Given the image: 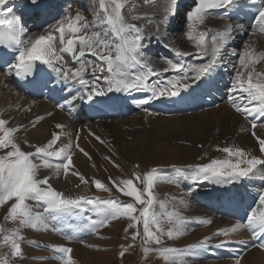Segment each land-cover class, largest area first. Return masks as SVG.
I'll return each instance as SVG.
<instances>
[{
	"label": "snow or ice",
	"instance_id": "snow-or-ice-1",
	"mask_svg": "<svg viewBox=\"0 0 264 264\" xmlns=\"http://www.w3.org/2000/svg\"><path fill=\"white\" fill-rule=\"evenodd\" d=\"M249 2L256 6V20L264 31V0ZM38 3L39 0H27V4L33 7ZM143 3L151 5L153 0H143ZM175 3L176 0H164L165 18L168 13L174 14ZM138 6L132 3V0H98V8L93 7L94 22L89 23L79 12L74 17L65 15L50 26L51 30L33 37L24 27L22 17L15 14V6H8V0H0V66H6V75L14 76L27 84L49 88V91L55 90L51 73L65 85H79L83 94L73 97L72 101L79 98L93 104L96 98L107 96L109 93L135 92L145 94L134 101L143 106L157 99L179 97L193 86L208 82L221 68L224 50L234 39L233 34L243 31L242 25L231 23L225 24L220 30L201 28L213 10H243L242 0H195L194 7L186 14V37L193 43L194 51L185 52L170 44H164V47L173 53V58L161 57L167 65L161 70L153 65L144 51L145 41L151 37L147 35L144 27L129 22L124 14L127 9L131 21L143 19L151 23V19L145 15L132 14ZM221 18L228 17L225 15ZM94 28L100 30L93 31ZM156 28L159 31V25ZM65 53L70 55L77 67L73 68L67 64ZM89 56L92 58H86ZM189 56L203 62L189 63L185 59ZM261 61H264V51L256 53L246 44L239 55L240 69L235 71L233 79L227 85L228 102L236 113L251 120L252 129H255L258 123L264 126V72H259L254 67ZM50 85L52 86L49 87ZM72 101L66 100V103ZM58 107L63 109L64 105ZM39 119L43 117H37V120ZM8 124V120L0 118V150H6L0 155V206L12 201L5 219L10 218L17 227L11 230V234L0 228V231L5 233L0 237V243L10 246L12 257L22 258L21 230L24 228L51 229L60 232L69 241L76 239L74 233L66 234L56 226L59 221L72 216H81L83 223L80 230L91 233H98L99 229L107 226L112 220L127 218L128 226L125 231L132 230L130 239L135 242L139 237L143 251L156 253L165 264H181L182 257L208 247L207 242L210 239L229 237L232 233L245 229L251 233L254 240L260 241L254 246L264 248V188L259 190L256 205L248 210L244 220L228 228L218 229L213 236H206L185 249L167 247L163 245V238L181 237L192 221L187 220L178 210H165L164 202H159V211L156 210L157 201L153 188L162 180L170 183L178 181L162 176L159 169L133 173L132 178L121 179L119 182L109 178L118 192L132 198L135 203L83 194L66 195L49 183L50 177L40 178V169H52L57 176L61 171L67 175L74 167L73 148L91 159L89 154L80 148L78 143L74 145L71 140L62 147L54 148L61 135L56 132L52 133L46 144L32 146L34 151L26 152L22 150L14 135L23 126L9 127ZM55 127L62 129L64 125L57 124ZM251 135L256 140L259 156L243 148L226 146L218 148V151L226 154L225 159H211L210 162L198 165L187 173L177 171H181L184 180L195 185L203 182L232 185L251 180L258 170L264 168V138L258 136L255 131H252ZM96 139L103 143L100 137ZM112 163L119 167L114 161ZM135 167L139 168V165ZM72 174L78 176L82 184L88 183L82 174ZM261 179L264 180V176ZM92 183L97 191H112V188L99 179H94ZM137 184L143 187L140 188ZM30 201L34 203L30 204ZM179 203L183 205L184 201L180 200ZM137 204L142 207L138 208ZM37 207H41L42 211L35 210ZM85 212L93 215L83 216ZM195 222L206 225L210 224L211 220L197 218ZM165 224L170 227L165 229ZM230 243H233L230 239L220 240L215 246L227 248ZM236 243L247 244L248 241L240 240ZM131 247H134V243L122 246L121 257ZM51 248L57 254L55 258L62 264H75L71 255L72 248L65 245H52ZM0 264H8V261L4 260ZM236 264H239V255Z\"/></svg>",
	"mask_w": 264,
	"mask_h": 264
},
{
	"label": "bare ground",
	"instance_id": "bare-ground-1",
	"mask_svg": "<svg viewBox=\"0 0 264 264\" xmlns=\"http://www.w3.org/2000/svg\"><path fill=\"white\" fill-rule=\"evenodd\" d=\"M14 1L18 2L19 0H13V2ZM87 1L90 13L94 14V12L91 11L90 4L92 5V7H96V4L93 0ZM13 2L11 5H13ZM79 3H82L84 7H87L86 4H83V0H80ZM132 3L135 4V2ZM193 3L195 4V0L193 1ZM152 4L153 5H151L150 8L146 9L147 11H138L137 8H135L132 14L145 15L151 19V24H159V26L162 27V23L168 19V14L166 18L164 17V0H153ZM189 8L191 9L192 5H190ZM150 11L151 14L149 15ZM124 14L126 16L128 14V11ZM182 14L183 11H181V16ZM181 16L179 23H181ZM128 18L130 19V16ZM94 20L95 15L92 18V22H94ZM139 21L145 22L146 20L141 19ZM139 21L131 22L137 23L139 25ZM206 21L210 23L208 19ZM212 24V27H208L207 24H205L203 25L202 29L211 28L213 30H220L226 23L213 22ZM96 29L98 31L100 30V28ZM145 30L148 35L149 29L145 28ZM170 30L171 33L170 35H168L167 38L171 42L170 45L179 48L182 51L183 47L185 46L184 37H181L179 34H176V31H179V27L174 26V22H172ZM166 32L167 30L163 31L164 34H166ZM233 36L234 39L229 42L226 49L224 50V59L221 66L222 70H224L222 71V73L225 74L224 79H209L214 82L212 86H215V90H206L204 87L205 83L202 82L200 86H193V88L188 91V101L193 107V111L199 112L196 115L188 116L187 114H168V112L164 111V108L160 106L159 99L154 100L147 105H137L134 102L135 99L141 98L145 94L134 92L131 94L120 93L126 103V106H122L121 109L127 110L128 108L129 110H134V116L117 122H96L89 118L90 110H88L85 106L86 101H84L83 103L82 100L79 98L72 101L73 97H79L83 94L82 90L77 92L74 91L75 85L67 86L61 84V87L63 88V94L64 96H66V99L61 101V104L66 105L67 108L65 112H61L58 110L59 107H55L49 103L40 102L39 100L31 101L27 98H24L19 93H17V91L9 84L7 78L4 79L2 76H0V118L8 120L9 127H17L20 125L23 126V128L14 135L16 137L17 142L20 144L22 150L26 152L34 151V147L32 146H42L46 144L51 139L52 133L56 132L60 133L61 135L60 140H58L57 145H55L54 148L56 146L62 147L63 144L68 143L69 140H71L74 145L78 143L79 147L83 148L84 151L89 154L91 159L85 157L81 152H79L78 149L73 148L72 155L74 167L70 169L67 175L62 171L64 173L63 180H61L60 178L62 172L59 174V176H57L54 174L52 169H40V178H43L45 176L50 177L49 183L56 190L62 191H65L67 188H69V186L73 184L72 178L78 177L76 175H73V172H78L82 174V170H98L100 168V163L108 165L109 163H111L114 156L124 160L125 158L129 157L128 152L131 151L132 157L135 158L137 156H140L142 152L155 148V145L157 146L158 142L160 144L164 143L163 146L161 145L160 147V150L163 152L168 148L173 149L171 152H176L178 149H181L180 145L172 144L171 141H165L164 137L167 135H171L172 138L182 137L184 139H190L188 141L192 142L193 148L189 147L188 151H190L194 155L183 156L184 158H186L185 164L183 163L181 165H176L177 169H173L171 167V169H169V167H167L165 169L162 168V170H159L162 176L167 177L170 180L178 181V183H174V186H176L175 189L179 188L180 191H183V196L181 197H177L178 194L174 193V191L173 195L167 194L166 197L171 198L173 196L172 198H177L179 201L183 200L187 203H192L194 207H196L195 205L199 204V202H202L210 206V208L212 209L211 212H208L207 215L200 217L201 219H208L211 216L209 218L211 220L210 224L201 225L199 223H195L194 225H189V227L185 229V234L182 235L183 237L188 236L190 231L192 232L193 229H190V226H195L198 229V231H195L198 232V235L199 229H202V234L200 238H193L192 241L176 247L178 249H185L189 245H194L199 241L203 240V238L206 236H213V234L218 229H225L239 222L232 217L225 216L223 208L221 206L223 202L229 201L230 203L235 204L236 206L241 205L239 210V216L245 218L246 213L248 211L243 208L242 202L249 201L250 203H252L253 206H255L257 194L261 188H264V180L261 179V177L264 176V168L258 170L256 176L251 180H245L242 183L232 184V187H230V185H216L214 183H211L212 188L206 191L202 190V187L204 186L205 182L199 185H195L190 183L189 181H186L183 184L181 177L177 174V170H181L186 173V169L191 168V164L193 162L195 163L198 158V160L200 161H204L208 158V156H204V151H206L205 154H207L209 152L207 149H210V146L214 144V141H212L211 139H215L217 141L218 138H222V140L226 142V145L231 144L233 147L235 146L243 148L247 152L253 155H257L255 152L257 150L256 140L251 135V132L255 131L258 136L264 138V126L258 124L255 129H252L251 120L234 111L233 107L227 99L228 88L225 84H223V80L229 84L234 77L235 71L240 69L239 55L244 50L245 45H249L252 49L255 50L256 53H259L261 51H264V41L261 43L262 45H260L258 43L257 38H255L254 36L247 35L245 39H243V37L237 33H234ZM150 42L151 39L145 41L144 51L147 56L151 59L152 63L154 50L155 52H159L161 57H164L166 56V54H169L170 58H173V53L164 47V42H166L165 38L160 39V42H158V45H156L155 49L153 48V45L150 44ZM232 44L237 45L235 47L236 57L231 59L230 61L232 50L231 48L233 47ZM57 46H60L58 40ZM184 51H194V46L191 41H189V44L185 47ZM64 59L65 61H67L68 65L69 62L72 60L70 55H68L67 53L64 54ZM185 59L189 63L203 62L194 56H189ZM261 63L262 62H260L258 65H255L254 67L257 71L264 72V65H261ZM153 65L158 69H164L162 68L163 64L156 65L155 63H153ZM77 66L78 65L72 67L75 68ZM231 66H233V72H229ZM251 67L252 66H250V68ZM219 77H222V75L219 74ZM212 98H214L218 103L215 108L206 109L202 106V104H204L208 99ZM66 100L72 102L66 103ZM150 108L155 109V115L151 113ZM229 111H231L232 113L234 112L233 115L229 114ZM70 112L72 117L67 116V114ZM48 113H51V115H48ZM37 117H43V119L37 120ZM74 120H76V122H74ZM57 124H62L64 125V127L62 129H57L55 127ZM125 126H127L132 132L136 131L134 132L135 141L133 140V142L130 143H127L126 141V144H122L120 137L122 138L123 134L126 133V130L124 128ZM145 126L150 128L149 131H153L154 134L157 133L159 137H162V140L158 138H152L153 140L148 138L146 135L148 133V130L142 128ZM139 130L143 132L146 131V133L144 134ZM110 132L113 133V135L115 136V141L120 145V153L115 150L116 152H118V155L112 151V148L114 147L108 145L107 141H105L107 134ZM213 134L214 136L212 137ZM96 137H100L103 143H101L100 140H97ZM25 141H27V143H25ZM186 144L190 145V143ZM197 144L198 146H202L204 151L202 149H195ZM107 148L112 151V154L108 153L109 150H107ZM217 152V149H215V152L212 155H217ZM224 155L215 156L213 159H225L226 156ZM109 157L111 159H108ZM210 160L211 159H208L207 163L210 162ZM93 166L95 168H92ZM183 205L184 208H187L188 211L190 207L189 204L188 207H186L185 204ZM168 206L165 205V207ZM38 209L41 210L42 208H35V210ZM213 209L215 211H213ZM189 216H191V221H196V219L198 218L194 217L193 214H189ZM219 216H221L222 218L220 219ZM69 218L70 217L61 220V222H58L56 226L62 230L65 229L68 226L67 223L69 221ZM71 219L74 223V227H76L79 221L83 222L82 217L79 216H72ZM81 227L78 229H81ZM41 230L43 231L42 235L35 236L33 238L27 235L29 237L27 239H29L30 241L28 243L29 248H25V250H27L28 252L35 251V258H42L43 260L50 261L53 264L59 263L58 259L55 258L57 254L54 253L51 246L64 245L63 240L67 239L64 235H61L60 232H54L51 229ZM64 233L68 234L67 231H64ZM182 236L177 238L176 240L179 241ZM226 239H230L231 241H233V243H230L227 248H217L215 246L217 243H219L220 240ZM240 240L248 241V243H236V241ZM71 241L75 243L78 242L75 239ZM255 241L256 240L253 239L249 231H247L246 229L240 230L238 232L232 233L229 237L220 236L210 239L207 242L209 245L208 247H206L205 249L197 250L194 253L189 254L183 258L189 262L188 264H195L194 262L196 261H204L203 259H208V261H204L203 264H236V258L237 255H239V264H264V251L259 250V247L254 246ZM168 247H173V245H170ZM70 248L73 249L71 255L73 258H75L74 261L76 263L83 260L86 254V257L88 256V250H86V241H83V243L80 244L73 245ZM26 258L29 259L27 255L25 257V261ZM216 259H218V261H216Z\"/></svg>",
	"mask_w": 264,
	"mask_h": 264
},
{
	"label": "rangeland",
	"instance_id": "rangeland-1",
	"mask_svg": "<svg viewBox=\"0 0 264 264\" xmlns=\"http://www.w3.org/2000/svg\"><path fill=\"white\" fill-rule=\"evenodd\" d=\"M96 1H98V0H96ZM96 4L98 6V2H96ZM135 4L139 5L138 9L140 11H146V9L149 7V5H145L143 3V0H137L135 2ZM78 9H81L79 13H82L81 15H83L86 18V20L90 23L92 15H91V13H89V10L82 8L81 6H78L77 4H73L72 8H70L65 14L69 15V16L72 15L71 17H74L78 13ZM91 11H93V7H91ZM150 14H151V11H150L149 15ZM186 14H187V12H185L184 15L182 14L183 16H181L182 19H181V24L179 25L180 29L178 31V34L181 37L182 36L184 37V45L185 46L183 47L182 51H184L185 47L189 44V40L186 37V31H187ZM139 24H141L145 28H149L151 26L150 23H148V22L143 23V21H139ZM154 32H155V30H151L150 33H154ZM223 108H225V107H223ZM233 113L231 111H229V114L233 115ZM113 122H117V121H113ZM124 128L126 130V133L123 134L122 138L120 137L122 144H126V141H127V143L133 142V140L135 141L134 132H136V131L132 132L127 126H125ZM142 128H145L148 130V133L146 134L148 138H150V139L158 138V139L162 140V137H159L157 133L154 134L153 131H149L150 128H148L147 126L142 127ZM139 131H141V130H139ZM112 132L107 134L105 141H107L108 145H111L112 147H114V148H112V151L117 154L121 149L119 148L120 145L115 141V136L113 135L114 132L113 133ZM141 132L144 134L146 133V131L145 132L141 131ZM213 136H214V134L212 135V137ZM164 140L165 141H171L172 144L180 145L181 149H178L176 152H171L173 149L168 148V149H166L167 152H166V150L163 152L160 150V147H161V145L163 146L164 143L160 144L158 142L159 146L155 145V148H152L148 151L146 150V151L142 152L140 156H137L135 158L132 157V155H131L132 151L130 150L131 152H128L129 157L125 158L124 160H122L116 156L113 157L112 161H114L116 165H119V167H115L111 161V163L108 164L109 166L105 165L103 163H100L99 164L100 168L98 170L97 169L96 170H93V169L82 170L83 176L88 181L87 184H82L81 181L79 180V177H74V178H72L73 184L71 186H69V188H67L65 191H62V190H58V191H61V192L65 193L66 195H69V196H76V195L83 194V195H87L90 197L98 196L101 199L115 198L116 200L124 202V203H135L132 200V198L125 197L120 192H118L112 186L109 178L119 182L121 179L132 178L133 173H146L147 171H149L151 169H158V167L161 168L159 170H162V168L165 169L167 167H169V169H171V168L177 169L176 165H178V164L181 165L183 163L185 164L186 158H184L183 156L194 155L193 153L188 151L189 147L193 148L192 142L188 141L190 139H188V138L184 139L182 137L181 138H172L171 135H167L164 137ZM211 140L214 141L215 145L213 144L212 146H210V149H207L209 151L207 153L208 155L205 154L206 151L203 150L202 146H198V144H197L195 149H202L204 151V156H208V158L205 159L204 161H200V160H198L199 159L198 158L195 163L193 162L191 164L192 165L191 168L186 169V173L198 165L207 163L208 159H213L215 156L222 155V154H219V152H217V155H212L215 152L216 143L218 145L223 143L222 138L217 139V141L215 139H211ZM220 140H222V141H220ZM185 142L190 143V145L186 144ZM200 144H202V143H200ZM57 147L58 146H56L55 148H57ZM158 147H159V149H158ZM107 150H109V149L107 148ZM115 150L118 152H116ZM3 151H6V150H0V155L3 154ZM112 151L109 150L108 153L112 154ZM200 152H202V151H200ZM255 152H256L257 156L260 155L258 150H256ZM109 156H111V155H109ZM224 156H226V154ZM200 157H202V156H200ZM136 165H139V168L135 167ZM92 168H95V167L93 166ZM182 172L185 173L184 171H182ZM177 174L181 177V180L184 184L187 180L183 179L181 171H177ZM60 178H61V180H63V178H64L63 172L60 175ZM94 179L101 180L103 183H105L106 186L112 188V191L111 192L97 191L96 188L94 187L93 183H92V181ZM77 185H79V187H77ZM137 186L140 188L143 187V185H140V184H137ZM175 187L176 186L171 185L170 183L162 182V181L158 182L154 186L153 193H154L155 199L157 201L156 210L159 211V202H164L165 205H167V206L170 205L168 207H165V210L171 211L172 210L171 208H173V210H178L180 212V214L182 216H184L189 221H191L190 220L191 216H189V214H193L194 217H198V218L203 217V216L208 214V212L205 211L204 209L196 208L192 205V203H187L186 201H184V204L186 207H188V204H189V206H192V211H190V210L187 211V208L185 209L184 205H181L177 198H172L173 196L171 198L166 197L167 194L173 195L174 193L178 194L177 197L183 196V191H180L179 188L175 189ZM211 188H212L211 182H205L204 186L202 187V190L206 191V190H210ZM173 191H174V193H173ZM164 195L166 198L164 197ZM189 198H191V197H189ZM11 203H12V201H9L7 204L0 206V228L7 230L8 234H11V230L17 227V224L15 222L11 221L10 218L5 219V217L8 213V209L11 206ZM29 203L33 204L31 201ZM136 206L138 208L142 207L141 205H138V204ZM38 211H40V210L38 209ZM89 215H93V214L89 213V212L85 213V216H89ZM137 215H139V213H137ZM93 218H95V217H93ZM219 218L221 219L222 217L219 216ZM195 223H196L195 221H192V225H194ZM127 226H128L127 218H118V219L110 221L107 226L99 229L98 233L88 232L87 235H85V237H84V240L86 241V250H88L87 251L88 256L86 257V255H87L86 254L84 256L83 260L80 261L81 263L75 262V264H165L163 259L160 258L156 253H154V252H147L146 253L143 251V246L141 244V240L139 237L137 238V240L135 242H133L130 239L132 230H129L128 232L125 231ZM164 227H165V229H167L169 227V225L165 224ZM141 231H142V228H141ZM195 231H198V229L194 226L192 232L189 233L188 236H184V237L182 236V238L179 241H177L176 239H167L165 237V238H163V245L164 246L173 245V247H177L179 245H184L185 243L192 241L193 238H200V236L202 234L201 233L202 229L201 230L199 229V235H198V232H195ZM4 234L5 233L3 231H0V237H2ZM42 234H43L42 230H36L35 231L31 228H24L21 230V235L23 236V240L21 241L22 258L12 257L10 246L5 245L3 243H0V262L7 260L8 264H53L52 262L43 260L42 258H35L34 257L35 251L28 252L27 250H25V248H29L28 243L30 240L27 239V238H29L28 236L33 238L35 236H39ZM69 243H72V242L70 241ZM133 243H134V247L129 248L128 251L125 253V255L123 257H121L120 251L122 249V246H127V245L133 244ZM152 246L154 247V245H152ZM26 255L29 257V259L26 258V261H25ZM73 259L75 260V258H73ZM181 260H182L181 264H188L189 263L183 257ZM58 261H59V263H57V264H62V262L60 260H58ZM201 263H203V262H197L195 264H201Z\"/></svg>",
	"mask_w": 264,
	"mask_h": 264
}]
</instances>
